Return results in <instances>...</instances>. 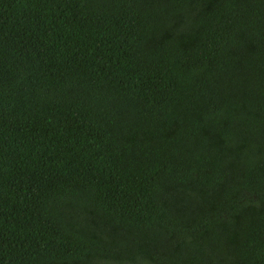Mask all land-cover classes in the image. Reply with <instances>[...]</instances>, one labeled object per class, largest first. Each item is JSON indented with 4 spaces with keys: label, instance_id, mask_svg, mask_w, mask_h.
<instances>
[{
    "label": "trees",
    "instance_id": "trees-1",
    "mask_svg": "<svg viewBox=\"0 0 264 264\" xmlns=\"http://www.w3.org/2000/svg\"><path fill=\"white\" fill-rule=\"evenodd\" d=\"M0 264H264V0H0Z\"/></svg>",
    "mask_w": 264,
    "mask_h": 264
}]
</instances>
